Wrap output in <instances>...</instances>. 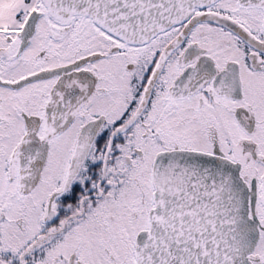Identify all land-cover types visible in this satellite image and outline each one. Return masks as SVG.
Listing matches in <instances>:
<instances>
[{
	"label": "snow or ice",
	"instance_id": "1",
	"mask_svg": "<svg viewBox=\"0 0 264 264\" xmlns=\"http://www.w3.org/2000/svg\"><path fill=\"white\" fill-rule=\"evenodd\" d=\"M0 264H264V0H0Z\"/></svg>",
	"mask_w": 264,
	"mask_h": 264
}]
</instances>
